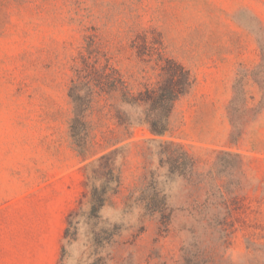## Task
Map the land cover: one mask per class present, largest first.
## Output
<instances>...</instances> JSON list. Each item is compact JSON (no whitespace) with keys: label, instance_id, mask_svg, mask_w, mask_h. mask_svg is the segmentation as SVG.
<instances>
[{"label":"rangeland","instance_id":"1","mask_svg":"<svg viewBox=\"0 0 264 264\" xmlns=\"http://www.w3.org/2000/svg\"><path fill=\"white\" fill-rule=\"evenodd\" d=\"M0 264H264V0H0Z\"/></svg>","mask_w":264,"mask_h":264},{"label":"trees","instance_id":"2","mask_svg":"<svg viewBox=\"0 0 264 264\" xmlns=\"http://www.w3.org/2000/svg\"><path fill=\"white\" fill-rule=\"evenodd\" d=\"M177 69L180 72V76L178 78L180 80H177V83L171 84L170 81L173 80V77H169V81L162 84L158 92L149 96L151 102L150 109L153 113V118L150 121V129L155 134H162L166 131L167 117L170 112L172 102L177 98L180 93L183 92V86L190 83L188 78V71L184 69L183 66H181L180 64H177ZM80 120L81 119L78 115L74 117L73 122H80ZM71 127H75L74 123H72Z\"/></svg>","mask_w":264,"mask_h":264}]
</instances>
